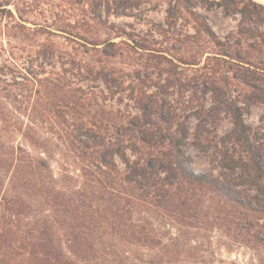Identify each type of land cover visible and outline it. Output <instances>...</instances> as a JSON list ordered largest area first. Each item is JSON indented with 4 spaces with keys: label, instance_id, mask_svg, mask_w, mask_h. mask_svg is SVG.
<instances>
[{
    "label": "rangeland",
    "instance_id": "374dc122",
    "mask_svg": "<svg viewBox=\"0 0 264 264\" xmlns=\"http://www.w3.org/2000/svg\"><path fill=\"white\" fill-rule=\"evenodd\" d=\"M235 1L232 10L248 5ZM86 6L83 0H0V148L46 161V185L81 184L69 149L75 122L66 107L70 87H81L84 120L98 121L107 137L115 124L142 115L139 98L153 99L158 113L143 119L164 126L168 120L172 130L183 123L188 130L181 144L186 163L195 171L213 172L252 203L243 207L185 184L182 197L189 209L181 212L148 187L144 201L127 205L122 218L151 230L159 246L127 243L100 228L93 236L96 249L75 264H264V178L256 176L251 154L235 142L231 112L234 101L242 107L264 168V74L236 60V54L256 65L264 59L259 43L240 33L245 28L264 32L258 18L240 11L229 14L212 1L188 0L180 3L177 20L169 25L167 0H147L130 9L132 15L107 16L105 5L97 23L84 21ZM191 12L200 14L226 47L199 32ZM87 32L98 44L80 37ZM106 38L116 42L114 47L101 43ZM112 49L116 55L106 57L104 52ZM71 54L79 57L75 65ZM81 65L104 66L107 78H93L77 69ZM225 76V93H216L212 89ZM124 133L128 142L129 133ZM68 169L74 171L71 179ZM10 175L0 167V219L5 198L34 196L35 189L11 188Z\"/></svg>",
    "mask_w": 264,
    "mask_h": 264
},
{
    "label": "trees",
    "instance_id": "16d2710c",
    "mask_svg": "<svg viewBox=\"0 0 264 264\" xmlns=\"http://www.w3.org/2000/svg\"><path fill=\"white\" fill-rule=\"evenodd\" d=\"M114 1L116 2L83 0L87 5L83 12L84 21L102 22L105 5L107 16L132 15L129 10L147 0ZM187 1L167 0L169 25H173L177 20L180 3ZM208 1L223 7L229 14L240 11L249 17L256 16V23L264 28L262 3L246 0L248 5L243 3L241 10H232L236 4L235 0ZM191 13L196 18L199 32H204L217 45L226 47V43L217 38L210 24L200 14ZM240 33L246 35L247 39L256 40L259 43L257 51L263 52L264 32L245 28L240 30ZM89 35L87 32L80 34V37L88 43L98 44L100 40L90 38ZM101 43L112 47L116 44L110 41V38ZM116 52L112 49L104 53L110 58L115 56ZM70 58L72 65H75L79 57L71 54ZM236 60L239 64L248 63L253 66L252 69L260 72L259 74H264V59H260L256 65L252 59L236 54ZM77 69L84 70L93 78H99L101 74H105L104 77L107 78L108 71L104 66L96 69L90 66L84 68L81 65ZM2 71L4 69L0 65V74L4 73ZM218 82L221 85L211 89L216 93H225L222 88L227 85L228 78L225 76ZM203 85L206 88V85ZM80 92V86L70 87L66 107L75 117L69 149L73 163L79 165L81 174H77V177L82 178L81 184L64 188L54 184L46 185L43 175L50 171V165L46 161L16 152L14 149L5 152L0 148V167L11 171V188L35 189L32 200L5 198L3 219H0V264H75L77 261H86L89 258L88 253L96 249V239L93 236L100 228L110 229V234H119L120 239L127 243L159 246V240L151 230L141 227L137 220L122 218L123 213L129 212L126 210L127 205L132 207L144 201L148 187L164 196L168 206L179 208L181 212L189 209L187 199L182 197L185 184L209 189L227 198L231 203L250 207L252 201L241 198L237 189L228 186L219 176L211 171H195L186 163L181 144L188 130L183 123L172 130L173 123L168 120H164L167 122L164 126L153 122L151 118L149 121L143 119V115L151 117L152 112L158 113L159 109L153 99L147 102L139 98L142 117L134 116L119 125L115 124L116 129L113 130L112 136L107 137L101 132L107 128H102L98 121L93 120L89 124L84 120V102ZM231 105L233 138L251 154V165L256 176L264 178V168L253 149L243 109L235 101ZM124 131L129 133L128 142L123 138ZM183 131L185 133H182ZM155 134H158L157 139ZM129 150L135 157L130 156ZM117 158L125 165L123 169L119 167ZM67 172L71 179L70 175L74 171L68 169Z\"/></svg>",
    "mask_w": 264,
    "mask_h": 264
}]
</instances>
